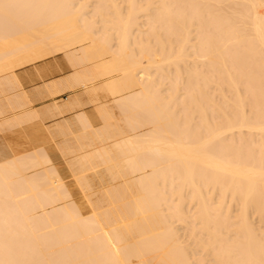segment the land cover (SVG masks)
<instances>
[{"label":"bare ground","instance_id":"1","mask_svg":"<svg viewBox=\"0 0 264 264\" xmlns=\"http://www.w3.org/2000/svg\"><path fill=\"white\" fill-rule=\"evenodd\" d=\"M59 55L111 98L75 114L88 193L45 149L0 159V264H264V0H0V96Z\"/></svg>","mask_w":264,"mask_h":264},{"label":"crops","instance_id":"2","mask_svg":"<svg viewBox=\"0 0 264 264\" xmlns=\"http://www.w3.org/2000/svg\"><path fill=\"white\" fill-rule=\"evenodd\" d=\"M67 60L68 59H66L64 55H59L56 57H48L46 59L37 61V62L32 63V64H28L26 66H23V67H20V68H17L14 70L13 75L15 74L14 77L16 79L17 85L16 84H15L16 86L13 85L14 87L12 85L7 86L6 87L7 88L6 93L1 94L2 96H0V111L4 112L3 116L2 115L0 116V159H7V158H10V157H13L16 155L31 152L35 149H43V150L45 149L44 151H46L48 156L51 158L53 165H55V167L58 169V172H59L60 176L62 177V180L65 182H71L73 179L72 178L73 170L69 167L68 161H69V159H73V158L78 157L80 155L79 152H81V149H82L80 144H86L89 142V139L87 140L88 137L86 138V134L84 133V130H83L84 127L81 126L80 124L78 125L76 122L77 121L76 115H78L80 113L79 114V117H80V115H83L85 113V115H86L85 117L91 123L90 126L91 125L93 126L92 128L95 129V128L102 127L104 124V121H103L102 117H100L101 113H99L100 112L99 108H101V105L109 106L110 102H111V98L108 97L107 94L103 91L98 92L95 96L92 93V91L89 90V88L92 85L97 84L99 82H96V83L90 82V83L86 84L87 85L86 87H82V86H85V85H83L85 83V81L81 82V80H80L81 78L79 77L80 78L79 84L77 85V83H76L77 81H74V79L78 78L77 76H75L76 70L78 68L73 67L71 64H69V61L67 62ZM72 74H73V76H75L74 79H72V77H73ZM68 75L70 78L68 77ZM17 78H18V80H17ZM55 78L57 81L55 80ZM66 78L69 81L66 82L65 81ZM54 81L55 82L59 81V82L53 83ZM60 81L62 83H60ZM70 81L73 83H71ZM59 83L62 85L61 88L64 89V87H65L64 91H63V89L61 90V88H60L61 85L59 86ZM49 84H50V86H49ZM57 84H58L59 88H58ZM63 84H65L66 86H64ZM74 84H75L76 88H75ZM46 85H47V87H46ZM54 85H56V87ZM80 85H81V87H80ZM8 87H9V89H8ZM21 87L23 89H21ZM11 88H13L14 90ZM46 88H48V89H46ZM50 88L54 91V93ZM73 88H74V90H72ZM58 89L60 90V92ZM8 90H12V91H8ZM20 92H21V94H20ZM85 92L88 95L85 94ZM50 93H51V95L54 94L55 96H50ZM26 94H27V97H26ZM15 95L17 98L19 96L18 100H21L20 103L25 101L27 103V105L23 108H19L20 104L18 103V100L17 101L15 100L16 99ZM9 96L12 98V101H11ZM20 96H22V97H20ZM5 98H8V99H5ZM20 98H22V99L25 98V99L22 100ZM74 98H76V99H74ZM9 99H10V101H9ZM93 99L96 101V104L92 103V101H94ZM73 101L74 102L76 101L75 102L76 104ZM8 102H9V104H7ZM15 102H16V104H15ZM17 103L19 105H17ZM69 103H70V105H69ZM11 104H13L12 107H11ZM6 105H7V108H6ZM77 105L81 106L80 109H79V106H77ZM71 106L72 107L75 106V107L72 108ZM8 107L11 109V112H9L10 109ZM76 107H78V108H76ZM94 107H96L97 109H95ZM71 108H72V110H71ZM32 110H33V112H32ZM57 110H58V112H56ZM96 110L97 111L99 110V111L96 112ZM48 111H50V112H48ZM28 113H30V114H28ZM31 113H32V116L34 115L38 120L34 116L32 117L33 119L31 120V118H30ZM54 113H55V115H54ZM58 113H60V114H58ZM25 114H26V116H24ZM51 115H52V117H51ZM20 116H22V117H20ZM9 119L13 120V121L11 120L12 122L10 121L13 124V126H8V124L10 123V122L8 123ZM28 119H30L33 123L31 121H29ZM26 120H27V122H26ZM83 120L85 121V119H83ZM37 122H39L40 126L43 128V129L40 128V131L37 127V126H39V123H37ZM82 122L83 121L81 119V122L79 120L78 123H82ZM14 123H16L17 128L19 125V128L17 130H16V126L14 127V125H15ZM83 123H82V125H83ZM34 126L38 132L36 130H33ZM60 126L62 129V131H60L61 133H59ZM2 127L3 128L5 127L4 130L6 129L7 131L5 130L6 131L5 132ZM10 127H11V130H10ZM81 128H83V129H81ZM44 129H47L49 131L46 132L47 130H44ZM63 129H64V132H66V131H67V133L69 132L68 133L69 135L67 134L68 136L66 135V133L63 132ZM1 130H3L4 132ZM79 130H83V131L80 132ZM15 132H17V133H15ZM21 132L23 135L21 134ZM75 132L77 134H75ZM11 133H13L14 135H12ZM47 133H48V136H47ZM49 134H50V138H49ZM72 134H75V135H72ZM22 136H24V137L22 138ZM25 137H26V139H25ZM43 137H45V138L47 137L48 140L44 139V141H43ZM51 137H52V140H51ZM29 138H30V142H29V140H27ZM40 138H42L41 140L43 142L40 140ZM84 139L86 142H84ZM48 141H51V142H48ZM37 142H39V143H37ZM40 142H41V144H40ZM42 143H45V145H43ZM20 144H21V146L23 145V147L19 146ZM33 144H34V147H33ZM35 144H37V145L39 144V145L37 146ZM65 144L67 146H69V149ZM78 145L80 146L81 149L79 148ZM54 146H56V147H54ZM62 148H63L62 153H60L61 152L60 150ZM76 148H78L80 151ZM70 149L74 150L73 153H72V151H70ZM67 154H69V155H67Z\"/></svg>","mask_w":264,"mask_h":264},{"label":"rangeland","instance_id":"3","mask_svg":"<svg viewBox=\"0 0 264 264\" xmlns=\"http://www.w3.org/2000/svg\"><path fill=\"white\" fill-rule=\"evenodd\" d=\"M72 174H74V176H75L76 175V172L74 173V171H73ZM74 176H72V178L74 180H72L71 182H65V181L64 182H65L67 188L69 189V191L71 192L72 199H74L78 203V205L80 207H83L84 205H82V203L84 202V199H85L84 195H86L88 192L87 191H84L82 189V187L78 183H76L78 181H77V178L74 177ZM73 183H75V184L73 185ZM102 185H103V182L102 181H99V179L98 180H94L92 182V188H93L94 191H99L102 188ZM78 186H80L81 188H79ZM89 193H91V191H89ZM88 208L89 207H86L87 210H88Z\"/></svg>","mask_w":264,"mask_h":264}]
</instances>
